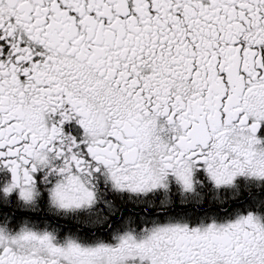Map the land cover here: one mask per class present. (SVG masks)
<instances>
[{"label":"snow or ice","instance_id":"1","mask_svg":"<svg viewBox=\"0 0 264 264\" xmlns=\"http://www.w3.org/2000/svg\"><path fill=\"white\" fill-rule=\"evenodd\" d=\"M0 264H264V0H0Z\"/></svg>","mask_w":264,"mask_h":264}]
</instances>
